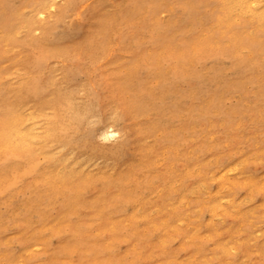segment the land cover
I'll list each match as a JSON object with an SVG mask.
<instances>
[{
    "label": "rangeland",
    "instance_id": "1",
    "mask_svg": "<svg viewBox=\"0 0 264 264\" xmlns=\"http://www.w3.org/2000/svg\"><path fill=\"white\" fill-rule=\"evenodd\" d=\"M68 1L0 0V264H264V0Z\"/></svg>",
    "mask_w": 264,
    "mask_h": 264
},
{
    "label": "bare ground",
    "instance_id": "2",
    "mask_svg": "<svg viewBox=\"0 0 264 264\" xmlns=\"http://www.w3.org/2000/svg\"><path fill=\"white\" fill-rule=\"evenodd\" d=\"M55 1V0H53ZM74 0L68 1V7H72ZM53 4L51 3H44L42 9L45 8H52ZM10 21V20H9ZM42 58L37 61V65H42ZM38 81L34 82L30 88L28 89L29 93L33 96H37L39 94V86L37 84ZM21 115L20 113L16 114L14 118L8 119L7 121H3L0 123V143L2 147L14 155L15 157H20L21 154H29V144L36 138L31 137L27 134V132L22 131L21 129ZM73 121H75V118H73ZM54 129L53 127L51 128ZM50 134L52 132L50 131ZM116 135V132L112 129L106 130L101 134V138L107 137H114ZM63 163L67 161V157L61 160ZM32 165V164H30ZM4 171L9 170L10 165H8V161H4V164H2ZM14 168H17V165L14 166ZM31 169V168H30ZM15 171V169L13 170Z\"/></svg>",
    "mask_w": 264,
    "mask_h": 264
}]
</instances>
